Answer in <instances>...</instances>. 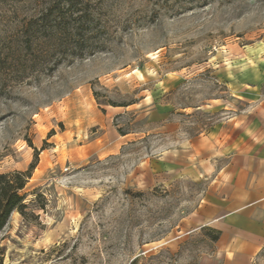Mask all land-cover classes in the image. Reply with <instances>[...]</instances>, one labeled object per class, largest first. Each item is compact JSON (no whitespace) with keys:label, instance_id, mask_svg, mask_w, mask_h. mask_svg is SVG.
Wrapping results in <instances>:
<instances>
[{"label":"rangeland","instance_id":"obj_1","mask_svg":"<svg viewBox=\"0 0 264 264\" xmlns=\"http://www.w3.org/2000/svg\"><path fill=\"white\" fill-rule=\"evenodd\" d=\"M32 164L0 264L212 255L193 214L264 168V0H0V174Z\"/></svg>","mask_w":264,"mask_h":264},{"label":"crops","instance_id":"obj_2","mask_svg":"<svg viewBox=\"0 0 264 264\" xmlns=\"http://www.w3.org/2000/svg\"><path fill=\"white\" fill-rule=\"evenodd\" d=\"M220 231L212 255L199 264H255L264 250V168L237 177L220 198L206 202L190 220Z\"/></svg>","mask_w":264,"mask_h":264},{"label":"trees","instance_id":"obj_3","mask_svg":"<svg viewBox=\"0 0 264 264\" xmlns=\"http://www.w3.org/2000/svg\"><path fill=\"white\" fill-rule=\"evenodd\" d=\"M35 165H31L30 169L25 172H13L0 174V234L7 225L14 211L20 212L26 216L28 209L25 204V195L23 191L26 188ZM217 233L215 242L220 238V231L211 229Z\"/></svg>","mask_w":264,"mask_h":264}]
</instances>
